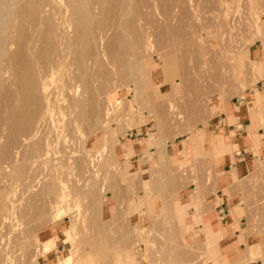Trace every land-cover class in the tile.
<instances>
[{
  "label": "rangeland",
  "instance_id": "obj_1",
  "mask_svg": "<svg viewBox=\"0 0 264 264\" xmlns=\"http://www.w3.org/2000/svg\"><path fill=\"white\" fill-rule=\"evenodd\" d=\"M259 134L264 0H0V264H264Z\"/></svg>",
  "mask_w": 264,
  "mask_h": 264
},
{
  "label": "crops",
  "instance_id": "obj_2",
  "mask_svg": "<svg viewBox=\"0 0 264 264\" xmlns=\"http://www.w3.org/2000/svg\"><path fill=\"white\" fill-rule=\"evenodd\" d=\"M223 109H224V111L220 112V114L218 115V117H220L221 121L218 120L217 124L214 127L217 128V127L223 126L226 128V131L228 134L233 133V136H234L233 142H231V137H230V144H229V151L232 150V154H228L227 156H225V158L223 160H221V163L226 162L224 164V166H221L222 168L226 169V172L218 175V176H220V178H219L220 185L224 186V189H225L233 177H240V175H244L245 173L248 172V170L252 164V160L255 158V155L253 153H251L250 151L248 152V149H250L249 147L253 146V142L250 138L248 140L245 139L247 137H245L246 134L244 132L247 130L248 127H250V125H254L256 127V131H257V126H256V123H252L250 125H246L245 128H243V122L248 121V118L245 117V114L240 112V114H241L240 118H242V119H238V113H239L238 109L234 110V107L230 106L228 104H224ZM240 128H242V132H240L241 131ZM259 135L264 136V134H259ZM128 136L129 137L127 138V141H130L129 143H131V142L134 143L132 140L136 139L138 134H135V137H133V133L128 134ZM228 157L232 158V160L229 161ZM231 174H233V175H231ZM227 175L230 177V179L226 183V181H227L226 176ZM224 189H222V190H224ZM187 205L189 206V203ZM222 211H223V209H221L219 212L221 213ZM227 211H229V209ZM213 218H214V216H213ZM209 223H210V220H208L207 225H204V231L206 230V232L208 234H210L214 237L217 234L216 228L212 227L213 225H211ZM228 228L231 229L229 227V225H228ZM220 232H222V231H220ZM235 237H236V242H238V239H237L238 235L236 234ZM248 242L250 243L249 248H248L249 253L254 252L256 250V248L258 247V245H260V243H258L256 241V239H249ZM261 245L264 247V239L262 240ZM231 249H232V247H231V243H230V251H231ZM235 249L237 250L238 248H235ZM58 252L61 253L60 250ZM51 253H52V251H50L48 254H46V257L43 260L44 261L43 264H47V262H49L50 260H53L49 256V254H51ZM63 253H61V254H63ZM65 253L67 255H69L67 250Z\"/></svg>",
  "mask_w": 264,
  "mask_h": 264
},
{
  "label": "bare ground",
  "instance_id": "obj_3",
  "mask_svg": "<svg viewBox=\"0 0 264 264\" xmlns=\"http://www.w3.org/2000/svg\"><path fill=\"white\" fill-rule=\"evenodd\" d=\"M149 48V47H148ZM107 111V110H106ZM49 142V141H48ZM47 143V142H46ZM53 144V143H52ZM51 145V144H48V146ZM50 147V146H49ZM61 218V216L59 217ZM73 255L71 256H68L64 261H62V264H65V263H68V261L70 260V258L72 257ZM75 256V255H74Z\"/></svg>",
  "mask_w": 264,
  "mask_h": 264
}]
</instances>
